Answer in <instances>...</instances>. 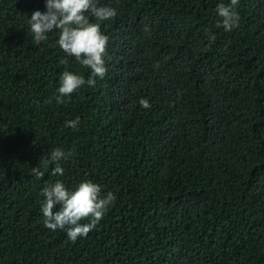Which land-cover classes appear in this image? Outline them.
Segmentation results:
<instances>
[{
    "label": "trees",
    "instance_id": "trees-1",
    "mask_svg": "<svg viewBox=\"0 0 264 264\" xmlns=\"http://www.w3.org/2000/svg\"><path fill=\"white\" fill-rule=\"evenodd\" d=\"M218 2L99 0L107 71L57 103V74L89 70L55 29L32 42L43 0H0V264H264V0H238L228 32ZM54 147L72 152L62 176L43 167ZM57 179L114 194L75 241L43 224Z\"/></svg>",
    "mask_w": 264,
    "mask_h": 264
},
{
    "label": "clouds",
    "instance_id": "clouds-1",
    "mask_svg": "<svg viewBox=\"0 0 264 264\" xmlns=\"http://www.w3.org/2000/svg\"><path fill=\"white\" fill-rule=\"evenodd\" d=\"M44 10L34 9L27 15L26 24L34 44H40L48 38L47 33L55 29L56 44L79 65L88 69L87 78L74 71L64 70L58 73L56 87V102L64 103L84 85L94 86L97 79H102L107 71L104 53L108 36L101 31V21L110 20L116 15V9L107 5H100L99 0H43ZM238 0H220L216 4V14L220 19L216 26L228 32L238 26L239 13L235 10ZM93 17L94 20H91ZM147 30V25L145 26ZM209 43L215 42L216 34L209 32ZM139 105L150 108L149 100L141 97ZM66 127L76 129L79 117L68 119ZM72 155L71 150L65 151L61 147H54L43 158V167L49 164L50 174L62 176L65 172L62 166ZM36 177L44 175L41 166L32 167ZM102 188L91 179H83L72 186L57 179L45 183L39 190L40 212L43 224L51 230L62 229L69 240L75 241L85 236L102 219L107 207L114 200V194L107 192L101 195ZM87 222H81L85 220Z\"/></svg>",
    "mask_w": 264,
    "mask_h": 264
}]
</instances>
